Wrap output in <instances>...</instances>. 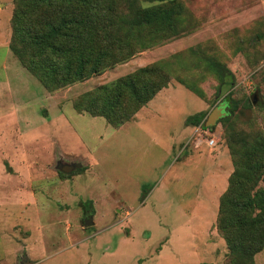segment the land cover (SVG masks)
Listing matches in <instances>:
<instances>
[{"label": "rangeland", "instance_id": "1", "mask_svg": "<svg viewBox=\"0 0 264 264\" xmlns=\"http://www.w3.org/2000/svg\"><path fill=\"white\" fill-rule=\"evenodd\" d=\"M177 1L178 35L147 27L132 45L146 50L52 89L9 50L15 4L0 0V264H229L216 216L236 167L227 142L244 148L264 133V108L255 106L264 103V0ZM156 4L96 0L94 17L110 18L112 31L123 25L117 37L133 41L124 21ZM95 35L101 40V29ZM205 58L230 71L229 90H218ZM154 62H164L167 84L118 128L72 109L82 93ZM227 92L237 102L228 122L184 124ZM253 263L264 264V247Z\"/></svg>", "mask_w": 264, "mask_h": 264}, {"label": "trees", "instance_id": "2", "mask_svg": "<svg viewBox=\"0 0 264 264\" xmlns=\"http://www.w3.org/2000/svg\"><path fill=\"white\" fill-rule=\"evenodd\" d=\"M13 1L15 8L10 18L9 50L44 88L51 86L52 89L99 76L134 53L146 50L149 46L139 42V46L132 45L139 36H143V29L147 27H153L154 33L166 37L178 35L183 6L177 0H153L158 4L136 9L124 23L139 35H135L133 41H127L117 37L118 32L115 31H125L123 25V29L117 25L112 31L110 28L115 24L110 18L103 23L96 21V0ZM100 29L101 40L95 35ZM138 29L140 33L136 31ZM206 62L209 76H214L219 83L218 90L223 86L229 90L233 85L230 71L214 59L205 58ZM163 63L147 64L82 93L72 102V109L102 118L109 126L118 128L131 120L165 87L168 75ZM192 92L201 97L200 92ZM245 103L248 105V101ZM221 106L225 115L216 123L228 122L237 109L231 92L224 95ZM255 106L264 108V103L259 102ZM205 115L204 112L195 113L188 116L184 124L210 129L202 125ZM252 138V143L244 148L237 144V140L227 142L236 167L219 198L216 230L228 251L229 264H254L253 256L264 247V187L252 194L250 191L258 181L264 185V133Z\"/></svg>", "mask_w": 264, "mask_h": 264}, {"label": "water", "instance_id": "3", "mask_svg": "<svg viewBox=\"0 0 264 264\" xmlns=\"http://www.w3.org/2000/svg\"><path fill=\"white\" fill-rule=\"evenodd\" d=\"M255 99H256V94L253 93L251 95V103L254 105L255 104ZM225 115V112L223 110V107L221 105L214 107L204 118L203 120V127L208 128L212 127L216 124L217 120ZM70 168H73L72 165L70 166H62L61 170L63 172L69 171ZM91 224V217H89L85 222L84 225H90ZM22 264H30L28 260L25 258L23 259Z\"/></svg>", "mask_w": 264, "mask_h": 264}, {"label": "built area", "instance_id": "4", "mask_svg": "<svg viewBox=\"0 0 264 264\" xmlns=\"http://www.w3.org/2000/svg\"><path fill=\"white\" fill-rule=\"evenodd\" d=\"M205 140V143L207 146L211 147L214 144V140L212 138L210 139H203Z\"/></svg>", "mask_w": 264, "mask_h": 264}, {"label": "crops", "instance_id": "5", "mask_svg": "<svg viewBox=\"0 0 264 264\" xmlns=\"http://www.w3.org/2000/svg\"><path fill=\"white\" fill-rule=\"evenodd\" d=\"M157 94H159V93H157ZM157 94H156V95H157ZM156 95H155V96H156ZM155 96H154V97H155ZM154 97H153V98H154ZM153 98H152V99H153ZM152 99H151V100H152ZM151 100H150V101H151ZM150 101H149V102H150Z\"/></svg>", "mask_w": 264, "mask_h": 264}]
</instances>
